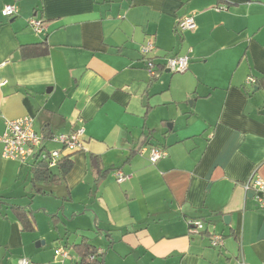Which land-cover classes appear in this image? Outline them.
Here are the masks:
<instances>
[{
    "label": "crops",
    "instance_id": "0c3cea01",
    "mask_svg": "<svg viewBox=\"0 0 264 264\" xmlns=\"http://www.w3.org/2000/svg\"><path fill=\"white\" fill-rule=\"evenodd\" d=\"M189 14L196 28L177 32ZM186 54L185 72L165 67ZM263 109L264 0H0V138L24 116L46 137L86 130L48 182L0 140V264H89L87 249L96 264H263L264 209L244 187L264 178ZM152 146L167 155L151 162Z\"/></svg>",
    "mask_w": 264,
    "mask_h": 264
},
{
    "label": "built area",
    "instance_id": "2783aa9c",
    "mask_svg": "<svg viewBox=\"0 0 264 264\" xmlns=\"http://www.w3.org/2000/svg\"><path fill=\"white\" fill-rule=\"evenodd\" d=\"M17 12L18 9L16 5L12 3L6 4L2 10L3 15L7 17H12L16 15ZM29 24L36 32H43L45 30L42 19L32 17L29 20ZM196 26L197 23L194 15L189 14L177 19L175 30L177 32L193 30ZM155 50L156 44L152 38L147 39L140 48L142 60L152 75L155 74ZM190 58L189 54L167 57L165 67L172 72H185L189 68ZM256 81L257 79L254 76H249L247 79V83L252 85L256 83ZM80 122V125L70 132L51 134L46 137L36 131L32 117L24 116L17 119H10L6 122L5 130L0 138L3 143V157L21 161H25L28 158H35L36 160L47 159L49 166L54 167L62 156H64L65 151L73 153L85 148L86 130L83 121L80 120ZM47 140L61 144L63 149L49 150L45 146ZM166 155L167 151L165 149L154 146L150 147L149 159L151 162H156ZM115 177L117 181L123 182L130 176L125 175L119 169H115ZM244 187L246 191L254 192L253 199L256 206L264 209V178L256 169L250 173L244 183ZM189 223L192 232L197 233L204 229V223L200 220H191ZM224 242L225 238L222 234L215 233L211 236L210 243L214 247H221L224 245ZM57 252L63 257L70 256L69 251L64 246L58 247ZM90 258H94V255H91ZM18 264L36 263L27 257H23Z\"/></svg>",
    "mask_w": 264,
    "mask_h": 264
},
{
    "label": "trees",
    "instance_id": "16d2710c",
    "mask_svg": "<svg viewBox=\"0 0 264 264\" xmlns=\"http://www.w3.org/2000/svg\"><path fill=\"white\" fill-rule=\"evenodd\" d=\"M70 155L62 156V158L58 161L57 165L54 167H50L47 159H37L34 162V173L36 178H42L46 180L47 182L50 180H55L57 178V175L54 173L55 168H62L63 173L67 172L70 168L71 161L69 159ZM82 261H85L89 264H96L99 262V256L102 254L98 253L95 249H87L85 251ZM91 255H94V258H90Z\"/></svg>",
    "mask_w": 264,
    "mask_h": 264
},
{
    "label": "water",
    "instance_id": "95a60500",
    "mask_svg": "<svg viewBox=\"0 0 264 264\" xmlns=\"http://www.w3.org/2000/svg\"><path fill=\"white\" fill-rule=\"evenodd\" d=\"M169 70V69H168ZM263 112H264V109H263Z\"/></svg>",
    "mask_w": 264,
    "mask_h": 264
},
{
    "label": "rangeland",
    "instance_id": "374dc122",
    "mask_svg": "<svg viewBox=\"0 0 264 264\" xmlns=\"http://www.w3.org/2000/svg\"><path fill=\"white\" fill-rule=\"evenodd\" d=\"M252 88V87H251ZM253 89V88H252Z\"/></svg>",
    "mask_w": 264,
    "mask_h": 264
}]
</instances>
